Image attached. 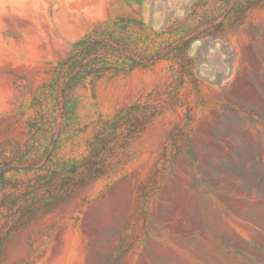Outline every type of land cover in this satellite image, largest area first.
<instances>
[{
  "label": "rangeland",
  "instance_id": "rangeland-1",
  "mask_svg": "<svg viewBox=\"0 0 264 264\" xmlns=\"http://www.w3.org/2000/svg\"><path fill=\"white\" fill-rule=\"evenodd\" d=\"M93 30L106 69L65 122L43 92ZM139 100L165 108L80 184L101 119ZM259 195L264 0H0V264H264Z\"/></svg>",
  "mask_w": 264,
  "mask_h": 264
},
{
  "label": "trees",
  "instance_id": "trees-1",
  "mask_svg": "<svg viewBox=\"0 0 264 264\" xmlns=\"http://www.w3.org/2000/svg\"><path fill=\"white\" fill-rule=\"evenodd\" d=\"M101 37L99 31L93 30L78 40L74 44L68 57L60 61L56 67V70L59 68L62 69L65 75L56 77L53 79V85L44 89L43 95L45 97L48 98L49 95H54L52 101H56V103L60 104L62 117L65 119V122L68 120L67 116L71 112V105L69 102L71 92L86 77L90 75L100 77L106 69V63L102 60L105 57L101 52L97 51L99 43L102 42L99 41ZM147 47L149 49L146 51L151 55L152 61L164 58L171 51L170 49L168 53H166V51L160 53V50L151 49L149 46ZM137 58H139V60H133L134 64H141L139 62L141 60L140 57L138 56ZM134 64L130 65V70L133 69L135 66ZM58 73L59 70L57 71V75ZM52 101L49 100L47 103H53ZM40 102L44 104L43 100ZM44 107L46 106H43V108L41 107L43 111ZM164 108L165 106L157 103L139 100L119 108L113 116L101 119L93 138L89 141V154L77 167H74V170L70 171V173L78 175V182L80 184H87L113 172L114 164L108 161V159L115 155L117 147H123L130 141L138 138L147 125H149ZM40 126L41 122L37 118L31 123L33 129L39 128ZM60 129H62V126ZM26 146L29 147L30 143ZM37 154L38 153H33L29 156L26 155L27 158L25 160L34 159ZM61 171L66 172L67 169L63 168ZM67 173H69V170ZM255 199L264 201V195H259Z\"/></svg>",
  "mask_w": 264,
  "mask_h": 264
}]
</instances>
